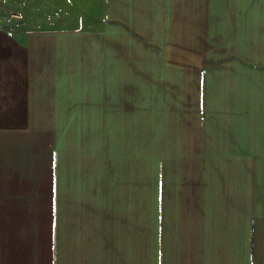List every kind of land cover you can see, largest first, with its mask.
Segmentation results:
<instances>
[{"label": "crops", "instance_id": "0c3cea01", "mask_svg": "<svg viewBox=\"0 0 264 264\" xmlns=\"http://www.w3.org/2000/svg\"><path fill=\"white\" fill-rule=\"evenodd\" d=\"M7 8L0 264H264V0Z\"/></svg>", "mask_w": 264, "mask_h": 264}, {"label": "rangeland", "instance_id": "374dc122", "mask_svg": "<svg viewBox=\"0 0 264 264\" xmlns=\"http://www.w3.org/2000/svg\"><path fill=\"white\" fill-rule=\"evenodd\" d=\"M13 3H16V0H0V11L4 12L6 14V12L8 11V8L7 6L10 5L12 6ZM10 12V11H9ZM18 14L16 11H12L10 12V14L14 17H19V14L18 16L16 14ZM14 14V15H13Z\"/></svg>", "mask_w": 264, "mask_h": 264}, {"label": "built area", "instance_id": "2783aa9c", "mask_svg": "<svg viewBox=\"0 0 264 264\" xmlns=\"http://www.w3.org/2000/svg\"><path fill=\"white\" fill-rule=\"evenodd\" d=\"M16 14V13H15ZM14 15V14H13ZM18 16V14H16Z\"/></svg>", "mask_w": 264, "mask_h": 264}]
</instances>
